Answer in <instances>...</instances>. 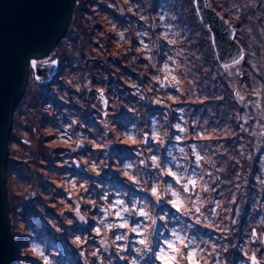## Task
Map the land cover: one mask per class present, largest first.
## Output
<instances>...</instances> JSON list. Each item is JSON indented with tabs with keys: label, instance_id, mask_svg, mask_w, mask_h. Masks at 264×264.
<instances>
[{
	"label": "rangeland",
	"instance_id": "rangeland-1",
	"mask_svg": "<svg viewBox=\"0 0 264 264\" xmlns=\"http://www.w3.org/2000/svg\"><path fill=\"white\" fill-rule=\"evenodd\" d=\"M193 1H75L12 116L15 264H264V18L223 67Z\"/></svg>",
	"mask_w": 264,
	"mask_h": 264
},
{
	"label": "water",
	"instance_id": "water-1",
	"mask_svg": "<svg viewBox=\"0 0 264 264\" xmlns=\"http://www.w3.org/2000/svg\"><path fill=\"white\" fill-rule=\"evenodd\" d=\"M76 0H0V264H15V240L10 227L5 171L12 116L31 68L35 80L47 82L57 60L44 61L67 32ZM199 20L211 34L221 66L235 63L242 47L233 28L205 0H194ZM36 61V66H32ZM167 85L166 87H168ZM105 107V102L103 101ZM251 264H257L254 256Z\"/></svg>",
	"mask_w": 264,
	"mask_h": 264
},
{
	"label": "flooded vegetation",
	"instance_id": "flooded-vegetation-1",
	"mask_svg": "<svg viewBox=\"0 0 264 264\" xmlns=\"http://www.w3.org/2000/svg\"><path fill=\"white\" fill-rule=\"evenodd\" d=\"M205 1L208 7L214 9L220 15V17H222L233 28L234 39L242 47V55H243L244 48H243V45L237 40L236 29L251 27L252 21L255 17L254 16L255 13L256 14L260 13L262 17L264 18V0H219L218 8L221 13L210 5L209 0H205ZM233 19H235V22L233 21ZM210 37H211V34H210ZM250 39H253V38H250ZM213 50H214V47H213ZM242 55L236 62H238L241 59ZM235 63H232V64H235ZM227 66H223V67H227Z\"/></svg>",
	"mask_w": 264,
	"mask_h": 264
},
{
	"label": "snow or ice",
	"instance_id": "snow-or-ice-1",
	"mask_svg": "<svg viewBox=\"0 0 264 264\" xmlns=\"http://www.w3.org/2000/svg\"><path fill=\"white\" fill-rule=\"evenodd\" d=\"M32 66L33 67H35L36 66V61H32ZM173 175H175L174 173H173ZM178 179V178H177ZM153 191L155 192L156 190H155V188L153 189ZM173 195H176L175 193H173ZM141 215H146L145 213H141ZM117 239H120V237H117ZM141 243H144V241H141Z\"/></svg>",
	"mask_w": 264,
	"mask_h": 264
}]
</instances>
